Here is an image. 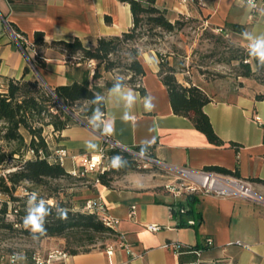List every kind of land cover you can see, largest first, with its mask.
<instances>
[{"label": "crops", "instance_id": "0c3cea01", "mask_svg": "<svg viewBox=\"0 0 264 264\" xmlns=\"http://www.w3.org/2000/svg\"><path fill=\"white\" fill-rule=\"evenodd\" d=\"M155 2L166 9L172 21L183 15L198 16L215 28L231 22L241 23L245 26L242 33L230 32L241 45L264 39V9L252 11L243 0ZM9 22L24 33L27 41L24 47ZM131 24L129 4L122 0H0V89L5 88L7 77L22 76L28 59H34L30 45L36 30L42 31L48 42L78 37L84 46L90 47L99 36L120 34ZM40 52L45 64L35 67L33 72L45 85L52 88L79 78L80 62L68 66L62 48L47 46ZM141 60L145 68L141 79L145 93L129 84L106 90L104 115L66 126L57 140L49 132L51 147L63 145L70 153L95 154L101 139L94 123L100 121L102 130L116 141L129 147L152 144L155 158L168 164L194 170L211 165L237 167L241 178L264 179V99L254 98L261 90L247 83L235 86L219 78L190 76L191 82L209 97L203 110L215 133L223 140L222 144H214L188 117L173 112L167 88L158 74L155 52L143 51ZM32 74L31 71L25 77ZM177 79L184 85L189 84L187 78L177 76ZM71 166L72 160L67 157L64 167L68 171ZM249 181L261 198L192 193L197 198L195 210L201 217L195 226L179 225V216L169 207L172 204L177 208L178 203H183L186 208L188 194L174 197L153 173L130 170L109 186L91 183V188L86 186L85 199L101 197L107 213L117 220L113 227L117 237L104 246L70 254L66 262L190 264L222 260L226 264H264V183ZM149 223H156L160 228L150 230ZM207 236L212 238L209 245L204 243ZM236 239L245 241L248 246L229 244ZM173 241L198 244L201 248L196 252V259L190 258L191 253L168 244ZM108 245L112 246L111 254L106 250ZM63 246V238L49 236L39 240L36 251L44 254L51 248ZM14 264L34 263L33 259L24 258Z\"/></svg>", "mask_w": 264, "mask_h": 264}, {"label": "trees", "instance_id": "16d2710c", "mask_svg": "<svg viewBox=\"0 0 264 264\" xmlns=\"http://www.w3.org/2000/svg\"><path fill=\"white\" fill-rule=\"evenodd\" d=\"M12 1V0H8ZM129 4L132 24L120 34L102 35L96 40L94 46L86 47L78 37L73 40H51L48 42L40 30L33 33L31 47L35 49L33 66H43L45 61L40 50L47 46H58L66 54V64L70 66L76 61L70 58L78 56L81 61L95 60V66L91 71L88 67H79L80 76L67 84H60L50 90L33 72V68L26 64L23 75L19 78L7 77L5 88L0 89V166L5 172L0 174V193L7 196L0 203V227L19 230L41 239L44 237H61L64 240L63 248L70 254L87 251L92 248L98 237H117L115 229L106 225L102 219L90 211H82L75 207L72 202L60 197L62 188L58 180L66 177L82 178L87 176H73L57 160L56 147H51L49 132H52L55 140L59 138L60 131L66 126L77 121H85L87 118L98 119L104 115L105 103L104 92L109 89L119 88L129 84L145 93L141 84L145 72L141 60V52L135 46L129 47L128 62L125 63L129 76L125 80L105 78L102 83L96 78L102 76V71H109L116 66L112 55L125 41H134L141 35L140 28L144 25L146 29L160 28L172 31L179 25V20H170L166 15V9L156 4L155 0H122ZM9 26L15 33L20 45L24 47L22 37L24 33L19 31L16 25L9 22ZM213 27V26H212ZM244 25L237 22L228 23L218 27L221 34L224 32L244 31ZM260 42H254L250 48H234L232 45L228 60H237L240 67L239 75L252 76L256 70L264 71V59H261L256 51ZM158 56V74L165 84L168 92L171 108L174 113L188 117L193 125L205 133L208 140L214 144H222L223 140L215 133L208 115L203 110V105L209 101L207 94L196 84L184 85L179 82L173 71L168 67L163 68L165 63L160 53ZM254 66V67H253ZM32 71L31 77H25ZM255 99H264V91L254 94ZM50 128V129H49ZM94 128L100 133L102 130L100 121L94 123ZM231 144L238 145L231 141ZM133 149L143 155L155 157L152 144H138ZM110 166L97 173L99 182L105 186L111 185L115 176L126 173L137 168V158L130 152L113 147L106 151ZM116 160L117 163L112 161ZM205 169L214 170L222 174L239 176L237 167L229 169L220 165H211ZM88 180L90 178L88 177ZM264 183V179L255 177ZM22 183L29 184L23 189V193L15 194L17 186ZM41 187L40 191L36 188ZM186 208L183 212L179 207L172 206V212L179 216V225H197L200 222V214L195 210L197 198L188 194L185 198ZM12 202L10 211L14 213L13 220H6L8 202ZM30 201L31 204L26 203ZM186 215L187 218H183ZM35 217L40 225L39 231H33L31 225L25 226V219ZM192 219L193 222H188ZM206 246V245H205ZM199 245L181 246L179 251L191 253L192 260L196 259ZM204 248V246L202 247ZM32 255L28 259L32 260ZM1 262V261H0ZM190 264H226L222 260L214 261H192Z\"/></svg>", "mask_w": 264, "mask_h": 264}, {"label": "rangeland", "instance_id": "374dc122", "mask_svg": "<svg viewBox=\"0 0 264 264\" xmlns=\"http://www.w3.org/2000/svg\"><path fill=\"white\" fill-rule=\"evenodd\" d=\"M179 25L172 31H165L158 27L146 29V26L140 28L141 35L134 41H125L120 46L117 52L112 55L116 66L109 71H102V76L96 78V81L102 83L105 78L117 79L119 77L127 79L129 71L125 67V63L129 58V47L135 46L142 53L149 49L155 54L160 53L162 60L167 63L164 69L168 67L173 71L176 79L177 76L187 78L191 84L190 76L201 74L204 78H219L230 85L239 86L247 83L264 91V71L256 70L255 74L249 77L239 75L240 67L237 60H228L230 46L238 48L253 47L250 45H241L238 40L221 30L204 23L198 16H179ZM158 58V56H157ZM71 61H79L78 56L70 58ZM89 59L81 61L80 67L95 66ZM254 67V66H253ZM178 80V79H177ZM137 168L135 170L142 172H150L154 174L160 182L166 181L167 175L165 170L156 162L148 161L141 156H136ZM145 164V165H144ZM5 172V168L0 166V174ZM121 174L115 176L119 177ZM115 180V179H114ZM63 189L60 197L64 200L72 202L74 205H80L85 197H87V187L91 188L88 177L75 178L66 177L57 181ZM29 185L22 183L17 186L15 194L23 193V189ZM87 186V187H86ZM256 189V187L254 186ZM37 191L41 187L36 188ZM7 199V196L0 193V203ZM30 205L31 202L26 203ZM12 202H8V213L5 216L6 220H13L15 215L10 211ZM14 229L0 227V261L8 262L10 253L16 254V262L21 259L28 258L33 254L38 247L39 238L34 235H29L19 230V226H13ZM112 237H96L94 243L90 246H104L110 243Z\"/></svg>", "mask_w": 264, "mask_h": 264}, {"label": "built area", "instance_id": "2783aa9c", "mask_svg": "<svg viewBox=\"0 0 264 264\" xmlns=\"http://www.w3.org/2000/svg\"><path fill=\"white\" fill-rule=\"evenodd\" d=\"M243 1L251 8L252 11L264 9V0ZM218 29L220 30V28ZM15 35L17 37L20 36L18 33H15ZM22 40L24 43H27L24 37H22ZM31 50L32 53L35 54V49L31 47ZM90 62L93 63V60L90 59ZM28 64L34 69L31 59H28ZM90 70H93V66H91ZM99 136L101 139V144L95 154L70 153L65 146L59 145L55 149L57 160L61 165L64 166L66 158L70 157L72 160V166L68 169V172L73 176L88 177L89 174H94V176L90 178V182L96 184L99 183L97 173L108 168L111 164V162L108 161L106 151L109 148L118 147L130 152L134 156L136 155L143 157L147 160L146 162L153 161L158 163L165 170L167 175V179L164 181L163 186L174 197H179L181 195L190 193H199L214 194L217 196L238 195L251 199L261 198L260 195H258V193L253 189L251 182L247 179L234 175L222 174L220 172L205 168L194 170L186 166L171 165L155 157L143 155L132 147L123 145L116 141L107 133H99ZM112 162L117 163L116 160H113ZM172 206V204H169L171 210ZM78 208L82 211L95 212L106 225L111 227L115 226L117 220L107 213L106 206L99 196L84 199ZM184 209L185 207L183 206L179 207L180 212H183ZM188 222H193V220L189 219ZM147 228L150 230H156L160 228V226L156 223H149L147 224ZM211 242V237H205L204 243L206 245L211 244ZM121 244L123 243L121 242ZM168 244L176 250H178L181 246H190L180 241H173ZM229 244H238L243 247L248 246V243L239 239L230 241ZM106 250L109 254H111L112 246L108 245ZM69 255L70 253L64 248H51L44 254L35 251L32 255V259L34 264H67L66 261ZM16 261V254L10 253L8 255V262L10 264H14ZM108 264H112V262Z\"/></svg>", "mask_w": 264, "mask_h": 264}, {"label": "clouds", "instance_id": "9594fccd", "mask_svg": "<svg viewBox=\"0 0 264 264\" xmlns=\"http://www.w3.org/2000/svg\"><path fill=\"white\" fill-rule=\"evenodd\" d=\"M256 51L261 57V59H264V39L260 41V43L256 46ZM31 225L33 231H39L40 230V225L38 224L37 220L35 217H29L25 219V226Z\"/></svg>", "mask_w": 264, "mask_h": 264}, {"label": "water", "instance_id": "95a60500", "mask_svg": "<svg viewBox=\"0 0 264 264\" xmlns=\"http://www.w3.org/2000/svg\"><path fill=\"white\" fill-rule=\"evenodd\" d=\"M13 32V31H12ZM47 86V85H46ZM50 90H52V88L51 87H49V86H47Z\"/></svg>", "mask_w": 264, "mask_h": 264}]
</instances>
